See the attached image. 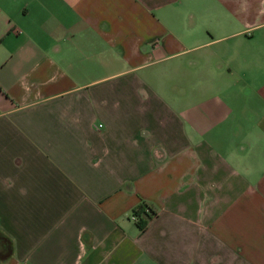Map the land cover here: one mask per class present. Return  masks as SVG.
<instances>
[{
	"label": "crops",
	"instance_id": "crops-1",
	"mask_svg": "<svg viewBox=\"0 0 264 264\" xmlns=\"http://www.w3.org/2000/svg\"><path fill=\"white\" fill-rule=\"evenodd\" d=\"M0 264H264V0H0Z\"/></svg>",
	"mask_w": 264,
	"mask_h": 264
},
{
	"label": "trees",
	"instance_id": "trees-1",
	"mask_svg": "<svg viewBox=\"0 0 264 264\" xmlns=\"http://www.w3.org/2000/svg\"><path fill=\"white\" fill-rule=\"evenodd\" d=\"M145 204L144 203H139L133 210H132V214L135 216V215H139L140 212L144 211V206ZM135 220H136V224L138 225V227L140 229H143L144 226H145V223H146V220L144 218H137L135 217Z\"/></svg>",
	"mask_w": 264,
	"mask_h": 264
},
{
	"label": "built area",
	"instance_id": "built-area-1",
	"mask_svg": "<svg viewBox=\"0 0 264 264\" xmlns=\"http://www.w3.org/2000/svg\"><path fill=\"white\" fill-rule=\"evenodd\" d=\"M130 217H131L132 219H135V216H134L133 214H131Z\"/></svg>",
	"mask_w": 264,
	"mask_h": 264
}]
</instances>
